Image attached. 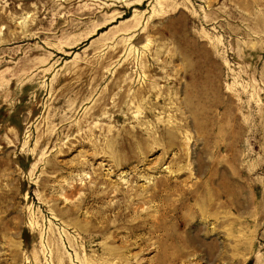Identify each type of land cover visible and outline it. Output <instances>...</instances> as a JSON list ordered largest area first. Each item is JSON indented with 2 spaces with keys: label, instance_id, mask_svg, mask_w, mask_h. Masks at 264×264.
Listing matches in <instances>:
<instances>
[{
  "label": "rangeland",
  "instance_id": "1",
  "mask_svg": "<svg viewBox=\"0 0 264 264\" xmlns=\"http://www.w3.org/2000/svg\"><path fill=\"white\" fill-rule=\"evenodd\" d=\"M0 264H264V0H0Z\"/></svg>",
  "mask_w": 264,
  "mask_h": 264
}]
</instances>
